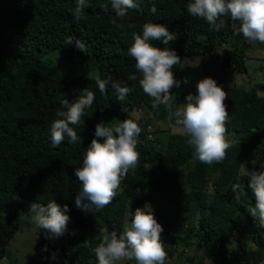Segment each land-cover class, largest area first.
<instances>
[{
  "label": "trees",
  "instance_id": "trees-1",
  "mask_svg": "<svg viewBox=\"0 0 264 264\" xmlns=\"http://www.w3.org/2000/svg\"><path fill=\"white\" fill-rule=\"evenodd\" d=\"M134 2L139 7L129 9L126 17L116 18L113 24L110 0H87L79 20L74 15L76 0H0V261L21 229L23 200L45 206L55 200L61 208L68 205L71 225L81 235L66 243L57 239L58 243L48 244L46 250L61 252L67 264H97L94 249L100 230L122 234L127 210L143 207L146 202L163 226L162 241L169 257L177 251L184 255L195 247L201 251V264L204 258L211 264L264 261V228L248 211L255 205L248 188L250 173L261 171L264 164V81L224 89L228 96L227 133L240 136L230 143L222 162H199L187 134L162 131L152 127L153 120L141 118L136 120L142 129L136 144L139 163L129 170L111 204L95 214L75 206L81 184L74 169L82 166L83 154L93 138L101 143L105 139L95 137L98 123L112 126L134 119L133 113L146 108L154 121L175 125L163 104L152 108V99L139 86L140 74L128 52L133 33L142 35L144 23L165 25L176 35L167 45L150 41L154 47L175 50L181 58L172 69L181 82L171 89L176 106L186 98L183 81L192 71L185 65L187 59L208 56V62L216 65L222 51L221 65L213 73L221 86L229 79L227 69L249 70L248 50L264 49V44L235 34L230 14L221 17L224 26L216 30L188 13L191 0ZM153 6L155 13L150 11ZM69 36L83 41L87 53L74 44L66 45ZM67 64H74L78 72L69 75ZM133 74L136 81L128 79ZM97 77L109 80L104 95L95 83ZM112 82L131 89L124 101L117 99ZM84 88L94 92L95 99L81 124L74 126L80 140L73 144L65 137L54 147L50 125L58 118L56 111L64 99L75 100ZM236 183L240 188L233 192ZM252 225L255 230L249 231ZM244 229L247 233L238 242L237 236Z\"/></svg>",
  "mask_w": 264,
  "mask_h": 264
},
{
  "label": "clouds",
  "instance_id": "clouds-1",
  "mask_svg": "<svg viewBox=\"0 0 264 264\" xmlns=\"http://www.w3.org/2000/svg\"><path fill=\"white\" fill-rule=\"evenodd\" d=\"M115 13L113 24L117 19L128 15L129 9L139 7L134 0H110ZM87 0H76L75 18H82ZM107 11V6H104ZM150 11L155 13L156 7ZM188 13L195 18L204 19L216 30L224 26L223 16L230 14L235 34H242L249 42L264 44V0H191L187 4ZM220 21L217 23V21ZM238 25V28H237ZM176 39L165 25L144 23L142 35L133 33V43L128 49L129 55L135 60V68L140 74L139 86L152 99V108L163 104L168 112L169 120L182 128L188 135V143L194 148V159L204 164L220 163L226 158L231 147L226 138L229 113L225 104L228 98L226 91L217 82L207 77L198 81L196 94L189 93L186 103L174 105L171 89L178 87L173 74V67L180 63L181 58L170 48H157L150 43L160 40L165 45ZM66 45L74 44L75 48L87 53L83 41L69 36ZM136 81L137 75L128 77ZM100 93L106 94L109 80L97 77L95 81ZM187 83V79L183 81ZM116 97L124 101L131 89L112 82ZM94 92L88 88L80 91L73 101L64 99L61 109L56 111L57 119L50 125L51 143L59 146L65 137L75 144L80 137L74 126L81 124L85 110L93 104ZM175 108V111L173 110ZM127 111L126 109H122ZM138 122L127 118L112 126L100 122L95 127V137L105 138L103 143L93 138L83 154L81 167L74 169V175L81 184L79 194L75 197V206L83 212H92L107 207L116 197L122 181L127 178L129 170L135 169L139 163L140 153L136 150L137 137L141 133ZM261 171H252L248 188L255 197L254 207L248 209L250 216L259 227L264 228V164ZM240 188L239 183L232 186L233 192ZM68 205L63 208L50 201L47 205L32 203L29 215L38 229L46 230V238H58L68 230L70 221ZM163 226L154 216L150 203L137 207L130 219L125 221L123 233L100 230V240L94 249L97 264H119L134 261V264H165L167 252L161 239ZM47 250V246L44 249ZM55 259V253L52 256Z\"/></svg>",
  "mask_w": 264,
  "mask_h": 264
},
{
  "label": "rangeland",
  "instance_id": "rangeland-1",
  "mask_svg": "<svg viewBox=\"0 0 264 264\" xmlns=\"http://www.w3.org/2000/svg\"><path fill=\"white\" fill-rule=\"evenodd\" d=\"M222 59V51L219 52V56L216 58L218 64L211 65L208 62V56H204L202 58H189L186 60L185 65L190 66L192 71L190 72L187 83L183 87V91L186 92V96L189 93L196 94V85L198 81L201 79L211 77L216 82L217 79L214 77L215 69L220 67ZM246 62L249 66V70L240 73L236 68L227 69L229 79L226 83L221 85L223 89H226L232 85L239 86H255L259 85L262 81H264V49L263 50H252L246 52ZM66 72L71 75L78 72V69L74 64H67L65 66ZM209 70L210 73L207 74L206 71ZM186 103V99L182 102V104ZM132 117L135 120H139L141 118L151 119L152 127L157 126L162 131L166 129H170L173 132H183L182 128L176 125H168L164 121H154L151 114L147 112L146 108H142L141 110L132 114ZM240 134L237 133H227V140L232 143L234 139L239 137ZM24 208L22 210V220H21V229L16 234V236L12 239L8 246L7 255L3 260L0 261V264H67L64 255L59 253H55V259L52 258L54 253H48L45 250H42L47 246L56 245L58 240H61L63 243H66L69 239L74 238L76 236L81 235L77 230L73 229L71 222L69 221L67 225V231L65 234L58 238L49 237L46 238V230L38 229L31 220V216L29 213V206L32 203H36L33 201L23 200ZM135 212V210L129 208L126 213V220L130 219V213ZM68 215V214H67ZM70 216V215H69ZM197 217V216H196ZM195 217V218H196ZM72 217L70 216V220ZM85 238L88 236L84 233ZM164 238V235L161 234V239ZM58 239V240H57ZM169 238L167 239V242ZM201 251L198 248L191 247L186 250L184 255H180L179 252L174 255V257H169L167 254V260L165 264H201ZM128 261L119 262V264H126ZM204 264H211V260L208 258H204ZM202 263V264H203ZM264 264V261L261 263Z\"/></svg>",
  "mask_w": 264,
  "mask_h": 264
},
{
  "label": "water",
  "instance_id": "water-1",
  "mask_svg": "<svg viewBox=\"0 0 264 264\" xmlns=\"http://www.w3.org/2000/svg\"><path fill=\"white\" fill-rule=\"evenodd\" d=\"M255 230V225H252L249 229V231H254ZM247 233V230H243L242 232H240L237 236V240L238 242H241L242 238L245 236V234Z\"/></svg>",
  "mask_w": 264,
  "mask_h": 264
}]
</instances>
